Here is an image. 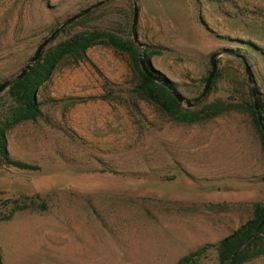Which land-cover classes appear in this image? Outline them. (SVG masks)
<instances>
[{"label":"rangeland","instance_id":"rangeland-1","mask_svg":"<svg viewBox=\"0 0 264 264\" xmlns=\"http://www.w3.org/2000/svg\"><path fill=\"white\" fill-rule=\"evenodd\" d=\"M100 1L0 0V85L67 18ZM134 4L142 46L133 42ZM88 13L45 50L83 30L109 31L188 101L202 93L216 54L206 96L179 104L182 113L219 112L192 124L170 119L136 92L128 57L108 47L86 53L101 75L65 59L37 91L42 118L6 134L11 161L31 168L0 159L3 263L53 264L69 243L100 251L101 264H176L200 248L193 264H219L217 244L253 204L264 206V153L245 110L256 101L264 116V0H109ZM7 90L0 116L12 106Z\"/></svg>","mask_w":264,"mask_h":264},{"label":"trees","instance_id":"trees-1","mask_svg":"<svg viewBox=\"0 0 264 264\" xmlns=\"http://www.w3.org/2000/svg\"><path fill=\"white\" fill-rule=\"evenodd\" d=\"M98 45L108 47L128 57L131 68L137 78L136 92L170 119L179 123L192 124L204 121L218 114L219 110L216 111V106H207L204 111L196 114L182 113L180 104L171 95L168 87L156 83L141 71L139 66L140 53L132 41L124 40L105 30H83L58 43L55 47L46 49L28 73L8 87L7 94L12 106L5 114L0 116V159L3 162L20 169L31 168L27 165L11 161L7 151V132L16 125L25 122H35L42 118L40 103L36 97L37 91L48 81L55 68L65 59L69 58L75 62L85 61L101 75L100 71H98L86 55L90 48ZM145 62L153 76L166 82L174 90L172 84L165 77L152 69L150 63H148L146 54ZM245 110L260 137L261 150L264 153V132L260 128L257 113L251 105L247 106ZM261 120L264 121V116L261 117ZM262 219H264V206L258 203L253 204L251 218L217 244L216 250L219 264H244L251 259L260 256L264 257V227L256 232ZM204 249L200 248L186 254L176 264L195 263ZM0 264H4L1 250Z\"/></svg>","mask_w":264,"mask_h":264},{"label":"water","instance_id":"water-1","mask_svg":"<svg viewBox=\"0 0 264 264\" xmlns=\"http://www.w3.org/2000/svg\"><path fill=\"white\" fill-rule=\"evenodd\" d=\"M109 0H104V1H100L94 5H91L90 7L88 8H85L83 9L82 11L70 16L69 18H67L64 23H62L58 28H56L55 30H53L49 36H47L46 38H44L42 40V42L37 46L35 52L33 53L32 57L30 58L28 64L21 70V72L11 81H6L4 83H2L0 85V94L5 90L7 89L11 84H13L15 81L17 80H20L21 78H23L27 73L28 71L31 69V67L38 61L39 57L41 56L42 52L45 50V48L47 46H49L53 41L54 39L56 38V36L58 35V33L64 29L65 27H67L68 25H70L71 23L77 21L78 19L84 17L88 12H90L91 10L95 9V8H98L100 6H102L103 4H105L106 2H108ZM134 13H133V23H132V35H133V42L139 46H142L139 42H138V38H137V33L135 32L134 30V27L136 25V21H137V16H138V9H137V6L136 4H134ZM216 54H212L209 58V63H210V71H209V74H208V77L206 79V83H205V86L203 88V91L202 93L197 97L195 98L193 101H188L187 99H185L183 96H181L179 93H177L176 91L172 90L171 88H169V86L167 85L166 82L164 81H161L159 78H157L156 76H153L151 74V72L149 71L148 67H147V64L143 58V55L140 54L139 56V65L141 67V70L142 72L149 76L151 79H153L155 82L157 83H161L163 84L164 86L168 87L171 94L174 96V98L176 99V101L178 103H182V102H186L187 106L191 107L193 106V104L199 102L201 99H203L209 88H210V85H211V82L214 78V75H215V72H216V61H215V58H216ZM244 67H245V72L246 74L248 75L249 79H250V76H251V72H250V68L249 66L244 62ZM254 93V92H253ZM254 106H255V110L257 111L258 109V106H257V103L256 101L254 102ZM257 118H258V121L260 123V128L262 130V132H264V123H262V120H261V117L259 116L258 112H257ZM262 227H264V219H262L256 229V232H258Z\"/></svg>","mask_w":264,"mask_h":264},{"label":"crops","instance_id":"crops-1","mask_svg":"<svg viewBox=\"0 0 264 264\" xmlns=\"http://www.w3.org/2000/svg\"><path fill=\"white\" fill-rule=\"evenodd\" d=\"M241 196V194H235L233 200H241ZM84 216H92V214L85 213ZM52 254L53 259L56 260L53 264H101L100 251L96 253L94 250L83 249L80 245L76 248L74 244L67 243L61 251H53ZM97 257L98 260H96Z\"/></svg>","mask_w":264,"mask_h":264}]
</instances>
